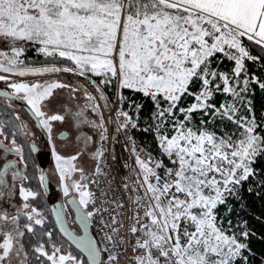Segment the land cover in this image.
I'll return each instance as SVG.
<instances>
[{"label": "snow or ice", "instance_id": "1", "mask_svg": "<svg viewBox=\"0 0 264 264\" xmlns=\"http://www.w3.org/2000/svg\"><path fill=\"white\" fill-rule=\"evenodd\" d=\"M29 48L53 63L26 64L22 57ZM249 64L264 69V0H0V73L6 74L0 82L11 90L0 91L7 102L0 107L19 121L14 101L26 103L47 133L55 173L72 205L52 209L57 240L31 203L40 193L22 183L29 180L17 167L27 168L24 149L15 131H5L13 122L0 119V158L6 161L0 166V264H122L125 256L128 264H249L255 233L247 221L225 223L219 212L224 206L231 214L229 201L239 200L245 187L264 193V166L257 167L264 161V114L258 118L254 108L264 76L251 73ZM61 71L90 79L100 99H106V88H115L117 132L137 129L139 117L148 113L143 131L154 133L159 158H141L133 148L139 171L131 238L122 235L124 225L115 216L111 224L100 219L109 229L103 247L89 235L101 213L89 185L102 174L103 150L92 154L97 164L89 175L77 163L82 153L65 157L52 143V122L65 116L48 115L44 102L55 89H77L58 81L11 80ZM91 107L98 113L99 105ZM87 123L107 139L102 114L99 123ZM18 127L31 135L27 125ZM83 139L85 146L92 141ZM30 150L37 152L34 142ZM39 180L47 195L43 172ZM17 187L19 205L13 200ZM72 210L82 235L67 226ZM65 243L86 259L62 251Z\"/></svg>", "mask_w": 264, "mask_h": 264}, {"label": "flooded vegetation", "instance_id": "2", "mask_svg": "<svg viewBox=\"0 0 264 264\" xmlns=\"http://www.w3.org/2000/svg\"><path fill=\"white\" fill-rule=\"evenodd\" d=\"M64 84L70 85L71 88H75L77 91L72 92L70 88H64V91L59 94V108L56 110H48L46 112L48 115L62 114L65 116V120L63 122H52V143L55 145L57 151L65 157L76 154L77 152L82 153L80 160L77 163L80 166H84L86 173L91 175L94 172L95 165L97 164V161L92 159V154L98 149H101L102 140L100 136V130L89 127L87 122L95 121L96 123H99L100 115L99 113H93L91 107L93 102L87 98V95L85 94L87 92L81 84L69 79H65ZM0 90L11 91L7 88L6 84H0ZM6 103L7 102L4 101L3 98H0V105ZM14 103L16 104L15 112L20 116V120L16 121L17 126L20 124L27 125V129L31 133V135L25 136L20 128L17 127L19 130V133L16 132L17 142L26 140L28 143V149L26 151L24 150V155L27 160V168L24 169L23 165H20L19 163L17 165L18 169L25 171V173L29 176V180L22 183L26 188L40 193L36 200L31 201V203L36 207H42L47 210V214L49 215L56 230L54 234L56 235V239L59 240L61 237L57 227H55L51 207L54 205L58 206L64 204L66 205L67 209L71 210L72 205L66 203L71 197L66 198L63 196L58 176L54 170V160L52 159L51 146L48 142L47 133L44 131V129L38 126L37 119L35 120L26 111L23 106L26 105L25 102L14 101ZM77 112H83V115L79 118H76L74 114ZM4 116L5 114L0 112V119L4 120ZM6 129L7 128L5 127V131L7 132ZM86 136L92 137V141L87 146H85L83 139ZM0 139L3 138L0 137ZM33 142L37 147V152L35 153H32L30 150L31 144ZM0 157H3L2 152H0ZM7 159L17 160L18 158L14 155H9ZM4 162L6 161L0 158V166H2ZM15 170L16 169H13L12 171ZM41 172H43L46 177L48 185L47 195H43L44 189L40 184L39 176ZM10 174L11 173H9V176ZM20 183V181H17V185ZM8 190L9 189H5V191ZM73 195H75V193H73ZM13 200L17 205L21 203L18 194V187L15 190ZM75 215V211L72 210L68 216L67 226L70 230H74L80 234L75 222ZM26 244L27 241L25 240V246ZM71 247L72 246H69V244L65 243L62 249H64L66 252H71ZM25 250L28 251L27 248H25ZM80 256L81 259H84L81 254ZM21 258H23V253H21Z\"/></svg>", "mask_w": 264, "mask_h": 264}, {"label": "built area", "instance_id": "3", "mask_svg": "<svg viewBox=\"0 0 264 264\" xmlns=\"http://www.w3.org/2000/svg\"><path fill=\"white\" fill-rule=\"evenodd\" d=\"M66 76L70 77L69 75ZM76 81L84 87L89 95L95 97L92 102L99 105L98 113L99 115L102 114L104 128L107 129V139L102 141L101 146L103 156L99 161L102 174L93 176L97 183L90 184L91 192L95 194L96 198L94 207L101 209V213L93 219L90 231L100 243V246L103 247V237L109 229L100 224L101 217L104 222L111 224V219L115 216L117 221H121L124 225L121 230L122 235L131 238L128 227L131 224L136 197V193L132 189L137 178L136 172L139 171L135 163L136 155L133 148L141 158H145L149 153L155 158L159 157L149 152L136 140L134 136L135 129L128 128L117 132L116 113L120 110V104L116 91L114 96L107 101L108 106H106L91 87L80 79H76ZM125 185H127V188ZM119 205H122V207H119ZM104 209H107V211H103ZM122 264H128L127 256L123 257Z\"/></svg>", "mask_w": 264, "mask_h": 264}, {"label": "trees", "instance_id": "4", "mask_svg": "<svg viewBox=\"0 0 264 264\" xmlns=\"http://www.w3.org/2000/svg\"><path fill=\"white\" fill-rule=\"evenodd\" d=\"M27 57L30 58L27 59L28 62L36 63L42 61V58L33 56L31 49H28ZM227 67V64L224 65L225 69ZM249 71L251 73H257L261 76H264V73H262L264 72V69L262 70L258 65L249 64ZM125 95H128L127 90H125ZM262 106H264V93H260L259 91H257L254 97V108L258 118L262 114H264L261 111ZM123 107L124 109L129 111L127 104H125ZM0 112L2 114H5L4 120H12L13 122L12 124L6 125L7 133L10 134L12 131L18 132V126L13 116L11 115V110H7V113H5V110L0 108ZM149 123L148 113L147 111H145L139 117V127L135 129L134 136L144 148H146L152 154L159 156V150L156 146L154 133L143 131V129L148 126ZM13 124L17 127H13ZM15 138L17 141V136ZM17 143L20 144L25 151L28 149V143L26 140ZM261 166H264V161H261L257 167ZM240 197L241 198L239 200L229 201L232 206L231 214H226L224 206H221L219 212L220 215H222V213L225 214V223L228 219H231L233 221V224H238L241 221H247L248 229L251 232L255 233V235L250 238V247L252 249V252L251 254H249V264H261V262L264 261V240L260 239V236L264 235V193L257 191L255 192V194H252L247 192L245 187L244 189L240 190ZM37 208L45 215L47 227L49 228V230H53L54 232H56L53 223L49 215L47 214V210L42 207ZM25 240L28 243V237H26ZM25 248L28 249L27 244ZM70 249L73 255H80L74 248L71 247ZM28 251L30 252V249H28Z\"/></svg>", "mask_w": 264, "mask_h": 264}, {"label": "rangeland", "instance_id": "5", "mask_svg": "<svg viewBox=\"0 0 264 264\" xmlns=\"http://www.w3.org/2000/svg\"><path fill=\"white\" fill-rule=\"evenodd\" d=\"M19 46V45H17ZM31 49L33 56L34 57H39L42 58V61L40 62H36V63H32V62H28L27 59H30L27 57V53L28 50L25 52L24 57H22L25 61L26 64L30 65V66H34V67H40L46 64H51L53 63V61L51 60H45V58L43 56H40L37 54V52L35 51V49L33 48H29ZM55 63H57L58 65H62L66 62L63 61H56ZM263 70V69H262ZM264 73V72H262ZM0 75H6L5 73H0ZM69 75L70 77L66 76ZM65 79H69L71 81H76V79H80L83 82H85L89 87H91L99 96L100 93L96 90L94 84L91 82L90 79L78 76V75H73L71 73H65L63 71L58 72V73H48L45 75H41V76H24V77H19V76H11V80H13L14 82H24V83H34V82H54V81H58L61 83H65ZM100 77H92V80H95L96 82L100 81ZM0 84H4L3 82H0ZM64 91V88H60V89H55L53 92L52 97L44 102V107H43V111L47 112L48 110H56L59 108V98H60V93H62ZM115 93V88L114 87H108L104 90V95L106 97V99H102L105 103L106 106H108V100L114 96ZM89 95V94H88ZM54 112V111H53ZM159 157V156H158ZM89 188L91 190V185H89ZM90 207H93L92 205H90ZM223 218H225V214L222 213L221 215ZM62 251L66 252L64 249H62Z\"/></svg>", "mask_w": 264, "mask_h": 264}, {"label": "water", "instance_id": "6", "mask_svg": "<svg viewBox=\"0 0 264 264\" xmlns=\"http://www.w3.org/2000/svg\"><path fill=\"white\" fill-rule=\"evenodd\" d=\"M0 91H3V90H0ZM24 106V108L26 109V111L36 120V117L31 113V111L29 110V108H28V106L27 105H23ZM54 207H56V205H54V206H52L51 207V211H52V209L54 208ZM52 216H53V219H54V222H55V215H54V213L52 212ZM76 222V221H75ZM76 225H77V227H78V229H79V231H80V234L82 235L83 234V230L80 228V226H79V223L78 222H76ZM57 230H58V228H57ZM59 231V230H58ZM89 235H91V236H93L92 235V233H91V231H90V229H89ZM73 248H75V246L73 245L72 246ZM76 249V248H75ZM77 250V249H76ZM78 251V250H77ZM82 255V254H81ZM83 256V255H82ZM83 258L84 259H86V257H84L83 256Z\"/></svg>", "mask_w": 264, "mask_h": 264}]
</instances>
